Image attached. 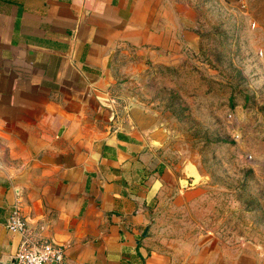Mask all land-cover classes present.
I'll list each match as a JSON object with an SVG mask.
<instances>
[{
    "label": "crops",
    "instance_id": "obj_1",
    "mask_svg": "<svg viewBox=\"0 0 264 264\" xmlns=\"http://www.w3.org/2000/svg\"><path fill=\"white\" fill-rule=\"evenodd\" d=\"M188 6L0 0V264L22 243L6 226L16 209L32 237L63 248L45 264H170L151 229L173 173L140 128L120 123L112 74L128 47L162 57L191 45Z\"/></svg>",
    "mask_w": 264,
    "mask_h": 264
},
{
    "label": "rangeland",
    "instance_id": "obj_2",
    "mask_svg": "<svg viewBox=\"0 0 264 264\" xmlns=\"http://www.w3.org/2000/svg\"><path fill=\"white\" fill-rule=\"evenodd\" d=\"M191 45L115 59L120 123L170 167L152 245L170 264H264V0H183Z\"/></svg>",
    "mask_w": 264,
    "mask_h": 264
},
{
    "label": "built area",
    "instance_id": "obj_3",
    "mask_svg": "<svg viewBox=\"0 0 264 264\" xmlns=\"http://www.w3.org/2000/svg\"><path fill=\"white\" fill-rule=\"evenodd\" d=\"M7 228L11 232L20 233L23 236L15 256L14 264H45L47 262L61 263L64 258V250L50 240L38 241L30 235L26 218L16 209L7 219Z\"/></svg>",
    "mask_w": 264,
    "mask_h": 264
}]
</instances>
